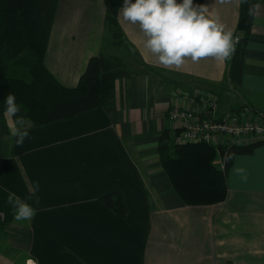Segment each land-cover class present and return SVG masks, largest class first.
I'll return each instance as SVG.
<instances>
[{"label": "crops", "instance_id": "1", "mask_svg": "<svg viewBox=\"0 0 264 264\" xmlns=\"http://www.w3.org/2000/svg\"><path fill=\"white\" fill-rule=\"evenodd\" d=\"M241 1L203 3L225 30L240 35ZM252 1L242 81L234 85L232 54L164 66L122 8V43L114 46L104 0H58L44 63L60 83L75 86L99 53L117 56L133 73L116 81L113 105L25 125L23 143L12 135V117L6 114V130L0 119V264L30 257L38 264H264V142L234 156L227 197L210 205H186L158 154L163 130H174L168 110L182 93L213 96L221 114L241 105L264 110V0ZM215 163L223 167L219 154ZM113 190L125 196L126 218L99 200ZM10 191L35 215L16 220Z\"/></svg>", "mask_w": 264, "mask_h": 264}, {"label": "trees", "instance_id": "2", "mask_svg": "<svg viewBox=\"0 0 264 264\" xmlns=\"http://www.w3.org/2000/svg\"><path fill=\"white\" fill-rule=\"evenodd\" d=\"M104 4L107 30L112 32V44L118 46L123 37L118 23L123 0H104ZM57 5L58 0H0V119L5 130L4 98L10 92L16 96L20 106L18 115L24 117L25 125L37 127L113 105L116 81L133 73L117 56L99 53L89 58L75 86L60 83L44 63ZM254 10L252 0L241 1L237 24L241 34L229 64L234 85L242 81ZM21 69L26 70L25 75L18 73ZM176 134V130H163L158 145L159 159L177 195L191 206L223 202L228 194L227 174L234 156L251 153L262 144L232 143L215 147L208 142L176 143ZM218 154L223 167L215 163ZM99 200L121 217H127L128 207L121 190L104 193Z\"/></svg>", "mask_w": 264, "mask_h": 264}, {"label": "clouds", "instance_id": "3", "mask_svg": "<svg viewBox=\"0 0 264 264\" xmlns=\"http://www.w3.org/2000/svg\"><path fill=\"white\" fill-rule=\"evenodd\" d=\"M251 11V9H250ZM122 15L125 20L138 23L146 39L144 47L155 54L164 66H181L185 58L197 61L204 57L226 59L234 51L236 37L231 29L225 30L210 13L205 3L194 0H123ZM3 111L14 118L16 127L12 135L17 144L23 143L28 135L25 119L14 93L4 98ZM39 188L35 183L32 191ZM7 200L14 206L16 220L29 219L35 209L13 192ZM26 264H38L29 258Z\"/></svg>", "mask_w": 264, "mask_h": 264}, {"label": "built area", "instance_id": "4", "mask_svg": "<svg viewBox=\"0 0 264 264\" xmlns=\"http://www.w3.org/2000/svg\"><path fill=\"white\" fill-rule=\"evenodd\" d=\"M234 37L235 47L240 35ZM168 117L177 131L176 143L227 145L264 142V110L241 105L221 114L217 99L205 93L180 94L179 103L168 110Z\"/></svg>", "mask_w": 264, "mask_h": 264}, {"label": "rangeland", "instance_id": "5", "mask_svg": "<svg viewBox=\"0 0 264 264\" xmlns=\"http://www.w3.org/2000/svg\"><path fill=\"white\" fill-rule=\"evenodd\" d=\"M108 34H109V32L106 33V37L108 36ZM108 38H109V36H108ZM25 71H26V70H25ZM25 71H24L23 69H21V70L18 71V73H19L20 75H23V74L25 75V74H26ZM26 262H27V261H26ZM25 264H26V263H25Z\"/></svg>", "mask_w": 264, "mask_h": 264}]
</instances>
